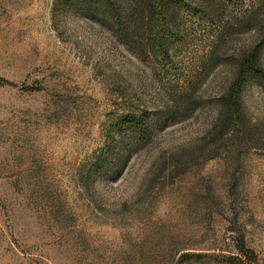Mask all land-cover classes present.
<instances>
[{
	"label": "rangeland",
	"instance_id": "obj_1",
	"mask_svg": "<svg viewBox=\"0 0 264 264\" xmlns=\"http://www.w3.org/2000/svg\"><path fill=\"white\" fill-rule=\"evenodd\" d=\"M57 1L0 0V264H222L241 240L264 263V80L228 97L258 32L166 0L164 60ZM217 1L226 23L255 0Z\"/></svg>",
	"mask_w": 264,
	"mask_h": 264
},
{
	"label": "trees",
	"instance_id": "obj_2",
	"mask_svg": "<svg viewBox=\"0 0 264 264\" xmlns=\"http://www.w3.org/2000/svg\"><path fill=\"white\" fill-rule=\"evenodd\" d=\"M170 1L155 0L151 3H145L144 5L147 7L143 11L138 12L135 6L138 2L139 5L143 3L140 0H133L130 5L131 9L127 13L121 12L117 0H61L57 1V4H62V6L80 5L90 8L92 11H88V14L92 18L97 19L101 24L117 27L118 30L116 31L122 37L124 36L128 39L133 36L142 37V31H146V42L152 52L157 53L164 60H171L172 56L166 40V30L169 28L170 23L174 21V15L169 11ZM174 2L195 12L207 10L211 16L216 18L218 25L220 24L223 28L230 27L234 29L240 25L258 32L257 43L240 55L238 70L233 83L229 87L228 97L239 100L242 85L251 76L264 80V0L252 1L242 18L235 21L230 19L226 23L220 17L223 9L221 3L217 0H201L197 5L187 0H174ZM59 5H56V7ZM226 24L228 25L226 26ZM240 106L238 105L236 109L240 108ZM230 117H232V113L226 112L221 115V118L225 121H228ZM159 122H161V119L157 121L156 125ZM124 127L131 129L137 139H146L150 134L151 123H149L147 114L137 116L136 114L128 113L122 115L119 122L115 125V128L119 129ZM237 250L233 254L221 255L222 264H264L260 261L256 252L248 247L243 240L237 244Z\"/></svg>",
	"mask_w": 264,
	"mask_h": 264
}]
</instances>
